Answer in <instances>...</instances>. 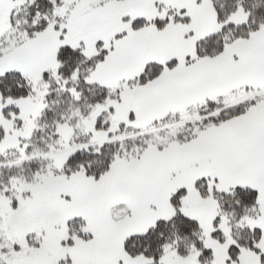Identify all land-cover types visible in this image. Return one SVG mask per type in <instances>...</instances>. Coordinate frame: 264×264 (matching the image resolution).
Wrapping results in <instances>:
<instances>
[{"label": "snow or ice", "instance_id": "snow-or-ice-1", "mask_svg": "<svg viewBox=\"0 0 264 264\" xmlns=\"http://www.w3.org/2000/svg\"><path fill=\"white\" fill-rule=\"evenodd\" d=\"M0 264H264V0H0Z\"/></svg>", "mask_w": 264, "mask_h": 264}]
</instances>
